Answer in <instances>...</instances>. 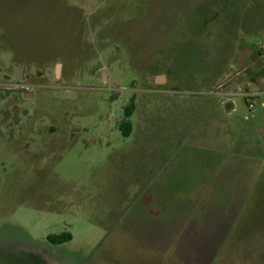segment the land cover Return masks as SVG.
Segmentation results:
<instances>
[{
	"label": "rangeland",
	"instance_id": "374dc122",
	"mask_svg": "<svg viewBox=\"0 0 264 264\" xmlns=\"http://www.w3.org/2000/svg\"><path fill=\"white\" fill-rule=\"evenodd\" d=\"M62 232L70 264H264V0H0V264Z\"/></svg>",
	"mask_w": 264,
	"mask_h": 264
},
{
	"label": "flooded vegetation",
	"instance_id": "af4514ba",
	"mask_svg": "<svg viewBox=\"0 0 264 264\" xmlns=\"http://www.w3.org/2000/svg\"><path fill=\"white\" fill-rule=\"evenodd\" d=\"M47 236L44 237L45 249L52 251V256L50 258H46L43 253H41L38 249H33V246H31L26 248L27 250L23 249L21 255H18L13 259L19 260L20 262H23V264H70L71 255L61 253L56 250L59 249L58 247L60 245H54L50 243V241L47 239Z\"/></svg>",
	"mask_w": 264,
	"mask_h": 264
},
{
	"label": "trees",
	"instance_id": "16d2710c",
	"mask_svg": "<svg viewBox=\"0 0 264 264\" xmlns=\"http://www.w3.org/2000/svg\"><path fill=\"white\" fill-rule=\"evenodd\" d=\"M123 111L125 117H130L134 112V104L130 103ZM120 129L126 136L130 135L131 126L129 122L121 124ZM47 239L54 245H62L64 243L70 242L72 236L69 232H62L60 234H50L47 236Z\"/></svg>",
	"mask_w": 264,
	"mask_h": 264
},
{
	"label": "water",
	"instance_id": "95a60500",
	"mask_svg": "<svg viewBox=\"0 0 264 264\" xmlns=\"http://www.w3.org/2000/svg\"><path fill=\"white\" fill-rule=\"evenodd\" d=\"M59 69H60V65L57 64L56 65V68H55V74L56 75L59 74ZM102 76H103V78L105 77V70H102ZM22 78H23V67H21V66H14L13 67V79L14 80H22ZM164 79H165L164 76L158 75V76H156L154 78V82L156 84H161L164 81ZM26 95L27 96L25 98H31V94L29 92ZM117 113H118V111H116L115 114H117ZM120 114L122 115L123 112H120Z\"/></svg>",
	"mask_w": 264,
	"mask_h": 264
}]
</instances>
